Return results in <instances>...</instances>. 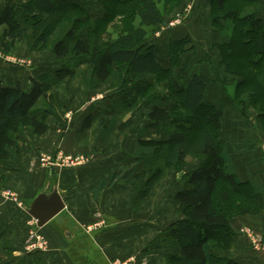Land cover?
Here are the masks:
<instances>
[{"label": "trees", "instance_id": "obj_1", "mask_svg": "<svg viewBox=\"0 0 264 264\" xmlns=\"http://www.w3.org/2000/svg\"><path fill=\"white\" fill-rule=\"evenodd\" d=\"M3 1L0 28L4 27L1 39L5 52L22 42L33 51L43 50L56 30L61 29L63 36L53 44L51 52L53 62L60 67L30 77L28 91L19 85L4 86L0 82V165L13 162L21 152L19 142L24 131L34 136H42L48 131L47 120L57 113L54 111L61 102L58 89L75 79L79 67L90 66L91 78L100 85L114 77L119 79L116 71L125 70L121 93L111 97L117 103L107 104L110 111L105 114L110 115L117 110L132 111L137 100L156 88L157 82L152 83L146 77L158 81L162 78L164 85L149 96L151 107L144 133L162 134L166 138L140 140L144 144L142 153L149 157L143 159L146 167L134 178V188L143 185L134 198L138 203L144 201L164 169L185 167L189 159L200 163L184 175L185 186L175 195L179 204L177 220L158 234L145 252H158L162 247L171 246L179 249V255H167L166 264H238L224 255L235 237L230 220L235 216L259 213L262 210L261 193L250 182H242L234 174L232 161L220 138V118L224 110L206 101V81L194 74L177 85L170 65L164 68L157 60L156 48L148 43L147 32L162 23L157 4L153 0H136L139 6L135 11L137 27L127 28V32L110 41L99 32L95 23L102 19L106 13L104 8L111 0H27L25 4ZM115 1L126 3L125 0ZM169 1L178 7L182 0ZM258 1L210 0L209 3L210 19L216 30L226 28V22L232 21L228 41L217 45L219 50L229 51L224 56L225 60H230L226 61L228 73H235L231 53L240 40L248 43L253 37L263 49V55L250 60L256 67L254 70L260 72L245 77L236 85V94L240 97L235 106L241 111L245 109L246 99L242 96L248 94L249 99L262 105L256 120L264 123V18L253 11L242 15L240 7L242 3L254 6ZM67 3L75 9H64ZM89 9L96 11L93 14ZM76 24L81 27L76 29ZM185 43L187 40L184 39L170 42L167 57L172 67L174 56L182 52ZM171 97L176 103L167 108ZM175 112H179L178 115L174 116ZM203 112L206 119L199 126L198 118ZM92 121L93 117H86L81 130L89 128ZM5 171L10 170H2Z\"/></svg>", "mask_w": 264, "mask_h": 264}, {"label": "crops", "instance_id": "obj_2", "mask_svg": "<svg viewBox=\"0 0 264 264\" xmlns=\"http://www.w3.org/2000/svg\"><path fill=\"white\" fill-rule=\"evenodd\" d=\"M196 1L199 5L205 0H193L191 5ZM191 5L187 6L188 11ZM202 12L207 15L208 8ZM202 12H196V24L201 22ZM173 37L180 36L176 34ZM200 77L204 81L208 78L205 75ZM76 81L78 84H75ZM0 82L4 86H20L13 81V77H7V80L0 77ZM69 86L70 94L58 89L61 98L68 101L63 102V106H68L69 112L62 109L65 115L57 112L49 117L48 131L26 142L20 154L14 158L16 169L4 172L6 182L0 184V251L8 248L12 250L10 260L13 264H27V258L30 262L34 261L33 264H110L114 260L125 261L130 258L133 264H166L167 255H179L177 247H162L158 252L147 253L145 249L158 234L177 220L179 204L175 201V195L184 186L174 189L165 197L160 192L152 191L148 195L149 199L140 205L132 198L133 180H121L119 177L122 171L128 169L131 160L125 163L123 158L124 154L130 158L129 151L123 152L118 135L110 133L103 136L102 129H99L100 119H105L104 116L111 118L110 114L103 111L108 103H101L94 108L95 102L99 100L96 99L86 105L83 83L73 80ZM20 87L28 91L30 81L26 87ZM87 99L90 100L91 96ZM227 106L226 109L229 108ZM88 116L93 117V121L89 128L81 130ZM233 125L230 124L232 131L235 130ZM152 137L155 138L154 135ZM145 138L149 140L150 136ZM222 142L232 161L234 174L240 181L255 186L261 193L262 202L259 213L235 216L230 220L235 237L225 255L238 264H264V250H253L249 236L244 232L245 229H251L264 240V135L257 128L254 133H223ZM100 147L102 150H99ZM58 151L78 155L85 160L88 158L89 163L72 168L58 165L54 170L45 169L39 160L40 153L54 158ZM134 170L135 177L141 170L138 167ZM109 175L116 177L108 180ZM1 187L10 191L6 196L16 193L25 211L19 209L17 200L11 202L10 199H4ZM44 188L46 194L56 189L65 209L46 225L37 228L36 221L27 214L26 206ZM33 236H43L48 240L50 251L45 260L39 252L28 257L23 255L25 241Z\"/></svg>", "mask_w": 264, "mask_h": 264}, {"label": "rangeland", "instance_id": "obj_3", "mask_svg": "<svg viewBox=\"0 0 264 264\" xmlns=\"http://www.w3.org/2000/svg\"><path fill=\"white\" fill-rule=\"evenodd\" d=\"M12 1L18 4H25L27 2V0ZM125 1L126 3L119 4V2H113V0H111V2L106 4V8H104L106 9V13L102 17V19L96 21L95 23L97 27H99V32L104 34V37H107L110 41L114 40L120 33L125 32L127 28L137 27L138 25V19L135 14L136 8L139 7L138 3L136 2V0ZM153 1L157 4V7L160 11L162 23L158 26H154L147 29L148 43L154 45V47L156 48L157 60L161 63V65L167 67H169L170 65L171 71L173 72V76L176 77L175 80L177 85H181L183 81H185L187 78H190L194 74L202 76L205 75L208 77L205 80L207 83V90L205 96L206 101L216 106V108H219L221 106L224 110L223 116L220 118L221 140L223 138V133H254L255 128H257V130L264 135V123H260L256 120V115L259 111L262 110V105H260L254 99H249V96H247L248 94H246L242 96V98L246 99L244 100L245 109L241 111L240 107L235 106L238 105V98L240 97L239 93L236 94L237 83H239L242 79H246L245 77L248 78L249 76L255 75L256 73L260 72L257 70L256 72L254 70L256 69L255 65L250 63V60L252 58L260 57L261 55H263L261 54L263 53V49L260 45H257V40L252 37V41L248 43H246V40H240L234 45V50L231 53V59L233 62H235V64H232L231 66L233 68H231L235 70V73L230 74L228 73L229 66H227V62H230V60L227 61L224 58V56H227L226 54H228L229 51H221L218 49L217 45L226 43L228 41L231 35L232 21L228 20V22H226V28L216 30V28L212 26V22L210 19V0H205L199 5L196 1L194 3L196 4L195 6H193L194 4L191 5V2L193 0H182L178 7H176L175 4L171 3L169 0ZM3 2V0H0V6L3 4ZM190 5L191 10L188 11L187 6ZM194 7H196L197 9L194 10ZM205 7L208 8L207 15L202 12L206 9ZM240 7L242 10V15L243 13L253 11L255 12V14H257L258 17L264 18V0H259L254 6L242 3ZM64 9L71 11L75 9V7H73V5H68L67 3L64 5ZM95 11L96 10L89 9V12L93 14L95 13ZM197 11L198 13H202H200L201 22H198L196 24L195 20L197 16ZM78 14H76V17H80ZM119 14L121 15L118 16ZM80 27L81 24H76L75 26L76 29H79ZM88 27L89 26L86 25V28ZM3 31L4 27L0 28V77H2V79L4 78L7 80V77H13V81L18 82L20 86L26 87L28 85L29 75L37 76L46 72V69L56 70L60 67V65L53 62L51 52L53 44L63 36V32L61 29L56 30L53 35L49 37V44L44 47L43 50L33 51L29 48L26 42H22L16 45L15 48L11 49L9 52H5L4 48L2 47L1 36ZM95 32L96 30L94 29L93 33ZM176 34H178L180 37H173ZM179 39L187 40V43L183 45L184 49L182 50V52L180 54L176 53V55L174 56L175 58L173 60L175 65H173L172 67V63L167 57L169 53L168 47L170 42ZM249 63L252 65V67ZM116 72L117 74H119V79L114 77L107 84L99 85L95 83V81L91 78L90 66L83 65L77 69V78L75 77L76 79L74 80H79L83 83L84 92L86 94V105H88L90 101H94L96 99L99 100L95 102L94 108L101 103H108V105L111 106L112 103L115 102L112 100L111 97H116L114 94L117 95L118 92L121 93L120 90H122L121 87L123 85V79L126 77L124 69L117 70ZM130 76L131 75H129V77ZM145 79L149 80L152 83L157 82V85H155L156 88L149 91L141 100H137L136 106L133 108L132 111H126L125 113H123L121 110H117L116 112L113 111L111 118L108 119L104 116L105 119H100L99 121V129H102L101 134L103 136L110 135V133L118 135V138L121 141L120 144L123 152L127 150L129 151L128 153L130 158L126 157L128 154H124L123 158L125 163L128 162V160H131L130 163H128V169L122 171L119 177L122 178L121 180H133V183L135 178L133 175V170L135 169V167L140 168V170L144 169V167H146V164L144 163L143 159L149 157L147 153H142V150L144 149V144H142L139 139H143L141 141H149L151 139L162 140L166 138L165 135L162 134H153L155 136V138H153L152 135H146L144 133L145 126L148 123L147 114L149 113L151 107L149 96L154 94V91L156 92L160 90V87H162L164 85L163 83H165L162 78H160L159 81L156 80L154 77L149 76ZM69 83L63 84L64 86L60 88L67 94L71 93ZM75 84H78V81H76ZM88 96H91L90 100L87 99ZM58 97L61 102L57 103L58 110H55L54 112H58L59 114L61 113L60 115H65V113L62 112V109L66 110L65 112H69V109L68 106H63V102L68 101L66 98H61V93H59ZM175 103L176 100L171 97L170 104H168L166 107L171 108V106ZM108 105L107 107L103 108V111H110ZM227 105H229L228 109H226L228 107ZM98 111L101 110L99 109ZM178 113L179 112H175L173 113V115L176 116L178 115ZM67 115L68 113L66 114V116ZM50 117L53 116L51 115ZM222 118L224 124L221 123ZM205 119L206 114L203 112L202 115L198 118L199 126L204 124ZM231 123L234 124L233 129L235 128L236 130L237 127L238 130L232 131V127L230 126ZM114 130H117V132ZM33 136L34 135H32L28 131H24L21 134L19 142V147L21 148V150L24 144H26V142H31V138ZM146 136H150L149 140H146ZM99 150H102V147H100ZM59 152L61 151H58L57 153ZM40 154L43 158L51 157L49 154L46 153ZM39 160H41V158ZM85 162L86 164L89 163L88 158L85 160ZM199 163V160L189 159L185 167L183 166L182 168L164 169L163 172H161L162 175L158 177V183L153 189H151L146 194L144 201H147L149 199L148 195L152 191L160 192L161 194H164L165 197L170 195V192L174 189L185 186L184 175L188 171L192 170L197 165H199ZM42 164L44 165V163ZM56 166H47L45 164V169L54 170V167ZM160 167L163 166L160 165ZM3 169H7L10 170V172H13L12 170H15L16 168L13 162L0 165V184L4 185L6 179L4 176V172H2ZM108 177L109 180L111 177L114 178L116 176L109 175ZM162 183H166L164 184L165 186L162 187ZM167 184L169 186H167ZM138 189L140 193L143 189V185H139V187L136 189L134 188L133 184L132 198H134ZM1 190L4 199H10L11 202L17 200L18 204L20 205L19 209L24 210L25 207L23 208L22 201L20 202L18 200V195L16 193H12L14 196L11 194H7L6 196V193H10V191L8 189H5L4 187H1ZM242 194H244V192H242ZM244 201L246 200L245 197L242 195V202ZM176 214L178 218V209L176 211ZM244 232L248 234L250 239V246L253 250L256 249L253 247L251 240L258 241L264 246V240L254 234L251 229H245ZM8 244L12 245L9 241ZM22 250L25 253L23 255H27V257L32 255L33 253H42L45 260L47 253L50 251V247L49 242L45 237L33 236L32 238H28L25 241ZM12 256V250H10L9 248L6 249V251H0V264H13V262H11L12 260H10V257ZM114 261L110 264H113ZM33 263L34 261L30 262L27 258V264ZM14 264L19 263L16 262Z\"/></svg>", "mask_w": 264, "mask_h": 264}, {"label": "water", "instance_id": "obj_4", "mask_svg": "<svg viewBox=\"0 0 264 264\" xmlns=\"http://www.w3.org/2000/svg\"><path fill=\"white\" fill-rule=\"evenodd\" d=\"M64 209L65 205L56 189L46 194L45 188L26 206V212L36 221L37 228L46 225Z\"/></svg>", "mask_w": 264, "mask_h": 264}, {"label": "built area", "instance_id": "obj_5", "mask_svg": "<svg viewBox=\"0 0 264 264\" xmlns=\"http://www.w3.org/2000/svg\"><path fill=\"white\" fill-rule=\"evenodd\" d=\"M41 162L44 163V165L46 164L47 166L60 165V166L72 168V167L81 166L85 162V159L78 155L63 154L62 152H59L55 155L54 158L41 157ZM251 243L256 250L264 249L262 243L260 244V242L258 241L251 240ZM133 263H134L133 259L130 258L125 261L115 260L113 264H133Z\"/></svg>", "mask_w": 264, "mask_h": 264}]
</instances>
